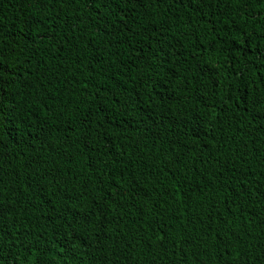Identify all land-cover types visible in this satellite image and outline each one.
<instances>
[{
  "label": "trees",
  "instance_id": "16d2710c",
  "mask_svg": "<svg viewBox=\"0 0 264 264\" xmlns=\"http://www.w3.org/2000/svg\"><path fill=\"white\" fill-rule=\"evenodd\" d=\"M0 264H264V0H0Z\"/></svg>",
  "mask_w": 264,
  "mask_h": 264
}]
</instances>
